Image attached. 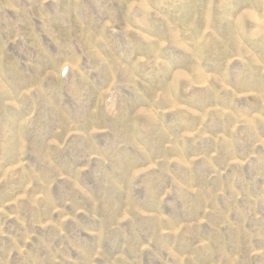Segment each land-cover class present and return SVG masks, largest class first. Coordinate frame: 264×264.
Instances as JSON below:
<instances>
[{
    "label": "rangeland",
    "instance_id": "1",
    "mask_svg": "<svg viewBox=\"0 0 264 264\" xmlns=\"http://www.w3.org/2000/svg\"><path fill=\"white\" fill-rule=\"evenodd\" d=\"M0 264H264V0H0Z\"/></svg>",
    "mask_w": 264,
    "mask_h": 264
}]
</instances>
